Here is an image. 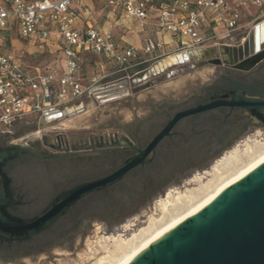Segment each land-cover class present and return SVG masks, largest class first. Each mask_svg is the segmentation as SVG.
<instances>
[{"label": "flooded vegetation", "instance_id": "1", "mask_svg": "<svg viewBox=\"0 0 264 264\" xmlns=\"http://www.w3.org/2000/svg\"><path fill=\"white\" fill-rule=\"evenodd\" d=\"M213 66L217 75L210 83L181 101L152 106L143 118L134 117L126 126H111L114 130L106 136L88 134L78 139L55 133L45 138L41 135L32 143H18L35 128L21 124L11 133L0 134V151L29 147L45 156L42 159L20 154L0 161V186L9 199L3 207L4 215L20 223L38 218L73 188L106 176L136 156L179 111L235 95L264 99V63L250 72ZM254 129L264 130V123L238 108H216L181 118L147 162L121 181L78 199L56 222L31 238L0 236V264L11 262L13 256H22L28 249L71 240L77 232L82 234L91 221L101 219L96 216L101 208L112 213L114 221L119 220L118 207L124 216L135 213L154 195L191 171L205 168Z\"/></svg>", "mask_w": 264, "mask_h": 264}, {"label": "built area", "instance_id": "2", "mask_svg": "<svg viewBox=\"0 0 264 264\" xmlns=\"http://www.w3.org/2000/svg\"><path fill=\"white\" fill-rule=\"evenodd\" d=\"M73 2L0 0V31L16 29L22 40L41 45L54 36L62 41L64 58L61 69L28 71L13 53L0 51V134L21 123L57 121L56 112L94 92L96 79L85 81L83 76V54L128 68L156 62L170 52L238 47L264 19V0H103L104 8L117 9L142 33L139 49L121 48L111 32L91 24L74 29L77 17L90 11L75 8Z\"/></svg>", "mask_w": 264, "mask_h": 264}, {"label": "rangeland", "instance_id": "3", "mask_svg": "<svg viewBox=\"0 0 264 264\" xmlns=\"http://www.w3.org/2000/svg\"><path fill=\"white\" fill-rule=\"evenodd\" d=\"M135 46L141 47V42H137ZM177 55L180 54L170 52L156 62L128 68L114 65L104 57L90 55L83 74L85 78L96 79L94 92L83 96L68 109L66 117L57 121L21 123L24 128H35L17 142L32 143L41 135L55 133L78 139L88 134L106 136L114 130L110 129L111 126H126L134 117L141 119L152 106L161 102L181 101L200 86L210 83L217 75V69L213 65L197 67L195 63L177 64L163 71H154L158 63ZM263 149L264 130L254 129L205 168L191 171L186 177L177 179V183L166 187L162 194L154 195L135 213L121 217L118 221H91L92 229L86 230L80 249L81 233L73 238L71 251L52 247L35 256L21 257L18 263L7 264H112L122 255L119 248L123 244L133 239L135 244L139 242L147 235L146 230L152 226L158 227L172 216L183 212L190 202L203 197ZM235 159L237 160L234 161ZM178 196L180 201L176 200ZM165 203L166 211L162 208Z\"/></svg>", "mask_w": 264, "mask_h": 264}, {"label": "water", "instance_id": "4", "mask_svg": "<svg viewBox=\"0 0 264 264\" xmlns=\"http://www.w3.org/2000/svg\"><path fill=\"white\" fill-rule=\"evenodd\" d=\"M263 23L255 25L244 43L238 47L220 46L182 53L178 65L196 62L197 67L207 64L224 65L233 66L241 72H250L264 63V43L260 36ZM216 108H238L251 115L254 120L264 123V99L244 95L179 111L144 149L137 151L136 156L126 160L106 176L73 188L48 211L25 223L10 220L4 215L3 207L9 204V199L0 186V236L8 239H28L35 236L56 222L78 199L94 191L104 190L121 181L133 169L143 166L160 140L181 118ZM67 114L68 110L56 112L55 119L66 117ZM20 154L42 159L45 157L32 148L17 147L0 151V161ZM106 210L99 209L96 216L102 222L114 221L113 214ZM123 214L121 207H118L116 217L121 218ZM88 229H92L90 224L84 228L78 249L82 247ZM79 233H75L71 240L28 249L22 256H13L9 263H18L21 257L35 256L52 247L71 251L73 238ZM130 264H264V164L196 215L182 222Z\"/></svg>", "mask_w": 264, "mask_h": 264}, {"label": "crops", "instance_id": "5", "mask_svg": "<svg viewBox=\"0 0 264 264\" xmlns=\"http://www.w3.org/2000/svg\"><path fill=\"white\" fill-rule=\"evenodd\" d=\"M73 6L79 10L87 7L90 11V15L81 13L77 17L73 25L74 29L81 31L85 29L87 24H91L102 32H111L118 47L140 48L135 46L142 39V33L136 24L124 21L117 9L104 8L103 0H74ZM254 13L255 11L252 10L251 14ZM247 16L254 17L256 15ZM0 51L13 53L21 62L22 67L28 71L36 67L41 70L54 67L61 69L64 65L62 41L54 36L41 45L22 40L16 29L0 31ZM89 56L87 54L82 55L83 70L88 58H90ZM83 76L85 78L84 74ZM87 79L88 77L85 78V81Z\"/></svg>", "mask_w": 264, "mask_h": 264}, {"label": "bare ground", "instance_id": "6", "mask_svg": "<svg viewBox=\"0 0 264 264\" xmlns=\"http://www.w3.org/2000/svg\"><path fill=\"white\" fill-rule=\"evenodd\" d=\"M262 22H264V19L255 25H259ZM260 36L261 38H263V43H264V23H263V27L260 28ZM180 59H181V54L175 57L174 56L169 57L166 60L158 63L154 67V71H163L167 68L175 66L179 63ZM236 160L237 159H235L234 161ZM263 164H264V149L260 151L259 154L252 157L250 161L240 166L235 172L230 174L222 182L215 185V187L211 191L207 192L200 199L190 202V199L187 197L186 199H188L191 204L186 209H184L183 212L181 213L179 212V214L172 216L171 218H169V220L163 222L158 227L154 228L152 226L151 229L146 230L147 235L144 238H141L139 242H136L135 244L133 239L123 244L124 246L119 248V250L122 251V255L120 254L121 255L120 258L116 259V261L112 262V264H130L136 257H138L143 252H145L150 246H152L154 243H156L161 238L166 236L169 232H171L182 222L193 217L198 212L203 210L210 203H212L217 197H219L222 193H224L230 187H232L237 182H239L242 178L253 172L258 167L262 166ZM180 199H181L180 196H178L176 200L180 201ZM162 208L164 211L167 210L166 203L162 205Z\"/></svg>", "mask_w": 264, "mask_h": 264}, {"label": "trees", "instance_id": "7", "mask_svg": "<svg viewBox=\"0 0 264 264\" xmlns=\"http://www.w3.org/2000/svg\"><path fill=\"white\" fill-rule=\"evenodd\" d=\"M105 58V57H104ZM105 59H107V58H105Z\"/></svg>", "mask_w": 264, "mask_h": 264}]
</instances>
